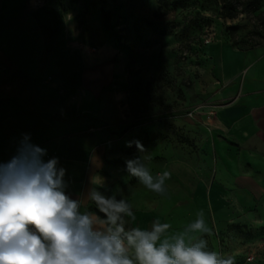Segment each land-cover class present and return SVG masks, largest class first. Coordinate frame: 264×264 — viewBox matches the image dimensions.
<instances>
[{
	"label": "rangeland",
	"instance_id": "1",
	"mask_svg": "<svg viewBox=\"0 0 264 264\" xmlns=\"http://www.w3.org/2000/svg\"><path fill=\"white\" fill-rule=\"evenodd\" d=\"M51 1L26 5L25 14L33 23L26 26L25 43L44 62L67 63L57 48L60 21ZM249 2L241 0L232 18L225 16L222 0H89L86 7L110 17L107 34L125 52L129 79L122 92L105 95V165L95 189L132 204L136 220L126 217V228L150 229L159 219L171 225V235L183 231L203 210L211 234L193 235L206 240L209 250L233 257L234 264H264V200H243L246 212L238 213L232 203L202 196L208 194L204 184H213L204 166L217 159L204 132L217 116L223 52L264 47V0L257 9L248 8ZM33 28L43 33H31ZM191 111L199 113L191 118ZM143 157L153 176L171 173L165 194L149 190L128 173L126 162ZM115 171L120 175L113 178ZM85 212L103 217L89 199Z\"/></svg>",
	"mask_w": 264,
	"mask_h": 264
},
{
	"label": "crops",
	"instance_id": "2",
	"mask_svg": "<svg viewBox=\"0 0 264 264\" xmlns=\"http://www.w3.org/2000/svg\"><path fill=\"white\" fill-rule=\"evenodd\" d=\"M88 2L51 1L61 14L55 37L65 63L44 62L25 43L31 0H0V164L17 154L27 136L46 150L45 162L58 160L65 194L81 201V212L105 165V95L129 83L124 50L108 37L105 19L87 10ZM221 62L217 116L204 132L217 159L204 166L213 184H204L209 195L202 196L243 213V200H264V47L227 49Z\"/></svg>",
	"mask_w": 264,
	"mask_h": 264
},
{
	"label": "clouds",
	"instance_id": "3",
	"mask_svg": "<svg viewBox=\"0 0 264 264\" xmlns=\"http://www.w3.org/2000/svg\"><path fill=\"white\" fill-rule=\"evenodd\" d=\"M28 140L25 136L17 154L0 164V264H234L233 257L209 250L206 240L193 235L211 234L203 210L171 235V225L159 219L150 229L126 228V217L136 220L132 204L95 188L88 199L103 217L81 212V201L65 194V170L57 168L58 160L45 162L46 150ZM144 159L127 161L128 173L165 194L171 173L153 176Z\"/></svg>",
	"mask_w": 264,
	"mask_h": 264
},
{
	"label": "trees",
	"instance_id": "4",
	"mask_svg": "<svg viewBox=\"0 0 264 264\" xmlns=\"http://www.w3.org/2000/svg\"><path fill=\"white\" fill-rule=\"evenodd\" d=\"M240 2H241V0H222V4H223L222 8H223V12H224L225 16H227L229 18L234 17L237 13V10L240 7ZM259 5H260V0H250V2L248 4V8L257 9L259 7ZM56 14L58 17L57 19H59V21H60L61 14L58 11H56ZM104 19L106 22V27L111 30L110 25H112V23H111L110 17H105ZM108 29H107V32H108ZM107 35H108V37L110 36L109 38L111 40H113L110 34H107ZM117 46L120 47L118 44H117Z\"/></svg>",
	"mask_w": 264,
	"mask_h": 264
},
{
	"label": "built area",
	"instance_id": "5",
	"mask_svg": "<svg viewBox=\"0 0 264 264\" xmlns=\"http://www.w3.org/2000/svg\"><path fill=\"white\" fill-rule=\"evenodd\" d=\"M199 113V111H191L188 116L191 117V118H194L197 116V114ZM252 257H248V260H251Z\"/></svg>",
	"mask_w": 264,
	"mask_h": 264
}]
</instances>
